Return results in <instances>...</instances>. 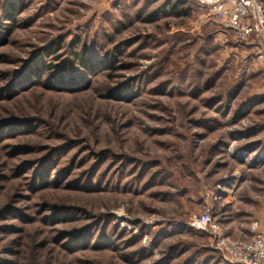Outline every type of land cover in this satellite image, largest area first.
I'll use <instances>...</instances> for the list:
<instances>
[{
	"label": "rangeland",
	"instance_id": "374dc122",
	"mask_svg": "<svg viewBox=\"0 0 264 264\" xmlns=\"http://www.w3.org/2000/svg\"><path fill=\"white\" fill-rule=\"evenodd\" d=\"M263 46L199 0H0V264H226L206 211L264 238Z\"/></svg>",
	"mask_w": 264,
	"mask_h": 264
},
{
	"label": "built area",
	"instance_id": "2783aa9c",
	"mask_svg": "<svg viewBox=\"0 0 264 264\" xmlns=\"http://www.w3.org/2000/svg\"><path fill=\"white\" fill-rule=\"evenodd\" d=\"M209 3L215 17L237 39L249 42L252 38L264 45V0H199ZM264 47V46H263ZM264 59V51L261 54ZM209 211L194 215L187 222L189 229L207 233L212 239L213 250L226 264H264V238L258 224L252 223L253 238L246 242L234 239L214 220Z\"/></svg>",
	"mask_w": 264,
	"mask_h": 264
},
{
	"label": "crops",
	"instance_id": "0c3cea01",
	"mask_svg": "<svg viewBox=\"0 0 264 264\" xmlns=\"http://www.w3.org/2000/svg\"><path fill=\"white\" fill-rule=\"evenodd\" d=\"M227 215H228V213L225 212V213L223 214V217H226ZM223 220L226 221L225 218H224ZM259 221H260L261 225L264 224V216L261 217V219H259ZM219 223H220V222H219ZM221 224H224V222L221 221L220 225H221ZM262 229L264 230V226H263ZM259 231H261V233L263 232V231L261 230V227H260ZM262 234H263V233H262Z\"/></svg>",
	"mask_w": 264,
	"mask_h": 264
},
{
	"label": "trees",
	"instance_id": "16d2710c",
	"mask_svg": "<svg viewBox=\"0 0 264 264\" xmlns=\"http://www.w3.org/2000/svg\"><path fill=\"white\" fill-rule=\"evenodd\" d=\"M59 45L55 43V45H53V49L55 50V52L59 51Z\"/></svg>",
	"mask_w": 264,
	"mask_h": 264
}]
</instances>
